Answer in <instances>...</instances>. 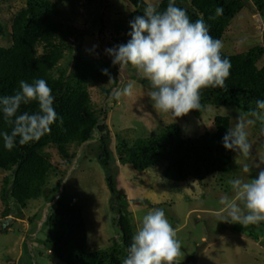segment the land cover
Returning <instances> with one entry per match:
<instances>
[{
  "label": "trees",
  "instance_id": "1",
  "mask_svg": "<svg viewBox=\"0 0 264 264\" xmlns=\"http://www.w3.org/2000/svg\"><path fill=\"white\" fill-rule=\"evenodd\" d=\"M85 1L89 19L96 15L95 18L101 25V35H106L110 28L113 40L110 42L115 45L126 44L131 39L130 22L142 15L147 6L144 0H124L132 9L129 16L120 22L109 21V24L104 25V13L99 12L110 8L107 0ZM250 1L256 8V13L264 18V0ZM167 3L168 0L160 1L157 9L163 11ZM176 5L186 9L193 22L203 17L211 36L220 40L231 20L244 6L241 0H176ZM217 7L223 8V14L210 20L209 16L215 15ZM95 18L92 19L94 24L97 21ZM84 32L86 31L76 32L63 23L59 19L57 5L49 0H26L25 7L12 17L10 45L0 47V97L14 94L20 80L31 83L35 79H44L54 96L53 107L57 120L51 125L50 133L38 142L23 146L17 142L11 151L4 148L0 137V170L11 173L8 177L9 184L1 189L0 197L4 200L7 195L19 208L24 209L28 201L39 198L48 175L55 171L47 149L56 150L68 166L77 156V152L70 153L72 146L79 149L95 140L98 143V162L104 171L105 183L110 193L109 206L116 213L114 223L119 229V238L112 239L105 249L88 252L87 229L81 208L61 196L55 201V210L47 219L45 245L51 249L48 252L54 253L64 264H122L134 235L131 214L122 205L126 204V198L116 188L110 173L111 153L106 110L101 107L95 111L89 93L90 88L99 87L105 99L109 98L114 93L116 81L109 83V77L102 70L107 69L113 79L115 70L109 60L88 59L81 51L79 37L76 36ZM6 34L0 24V37ZM120 34L121 38L117 39ZM72 38H75L74 49L67 43ZM108 47L111 48L110 45ZM66 50L72 52L68 72L67 69L58 68ZM263 55L264 49L258 46L237 55L222 54L231 62L225 88L202 89V107L199 111H193L198 113L206 106L229 109L239 107L243 110L255 108L257 100H264V64L260 67L257 65ZM54 72H57V76ZM36 109L34 102L22 105L19 113L34 112ZM213 123L215 131L204 133L198 138H184L179 125L170 124L155 137L137 140L130 145L122 142L116 147L117 161L121 165H131L138 172L164 162L165 174L173 182H201L215 173L224 175L232 170L231 163L235 154L223 145V137L230 122L228 117H215ZM2 131L10 132V128L0 114V132ZM8 215V211L4 209L3 217ZM260 225L264 228V222ZM232 230L256 239L243 225L234 224Z\"/></svg>",
  "mask_w": 264,
  "mask_h": 264
},
{
  "label": "rangeland",
  "instance_id": "2",
  "mask_svg": "<svg viewBox=\"0 0 264 264\" xmlns=\"http://www.w3.org/2000/svg\"><path fill=\"white\" fill-rule=\"evenodd\" d=\"M146 4L157 6L162 0H144ZM243 8L231 20L225 30L222 41V54L231 56L244 53L253 47L264 49V18L256 13L250 0H241ZM59 9V19L71 26L76 32L86 31L79 37L81 51L88 59L109 60L112 58L105 50L116 46L111 40V29L100 33L101 25L95 16L89 19L85 9V0H49ZM110 8L100 11L104 25L109 21L120 22L126 19L132 9L124 0H107ZM26 0H0V24L7 34L0 37V47L10 45L9 31L11 19L24 8ZM128 5V6H127ZM93 7V6H92ZM90 8V7H89ZM88 8V9H89ZM259 17V24L255 21ZM97 19L94 24L92 20ZM121 34L117 39L121 38ZM75 39V38H74ZM72 38L67 43H75ZM118 45V44H117ZM69 46V48H71ZM74 49V48H73ZM72 52L66 50L59 63V69H70ZM264 64V55L257 65ZM115 68L116 89H123L127 84L133 86L131 96L115 99L114 93L107 99L99 87L89 89L95 111L101 107L106 110V125L109 131L110 173L116 188L124 194V208L131 214L133 234L140 226L143 216L153 208H162L169 222L177 232L182 245L180 264H264V228L248 225L246 233H236L232 226L237 223L220 221L222 205L219 200L223 195H232L228 183L231 179H248L242 171L245 163H252L235 152L232 158V170L224 175L215 173L205 180L173 182L165 174V163L159 162L144 172L133 170L131 165H121L117 161L116 147L125 142L131 144L137 140H146L160 135L170 124H177L184 138H198L204 133L215 131V117H228L230 127L237 117L236 108H214L206 106L202 111L193 110L177 118L176 122L166 116L158 115L146 95L149 84L132 69L119 72ZM57 76V72H54ZM114 90V91H115ZM225 109L228 111L226 112ZM259 125L251 129L250 141L255 146L259 136ZM98 143L94 140L79 149L72 146L70 153L77 156L68 166L57 151L49 148L55 171L48 175L46 186L36 200L28 201L24 209L5 196L0 197V264H64L45 245L48 226L47 219L55 210V201L66 197L81 208L82 218L87 229V251L109 247L112 239L118 240L119 229L114 223L116 213L109 206L110 193L105 183V174L98 162ZM255 156V148H253ZM258 162V161H256ZM264 167V166H262ZM257 169H253L250 178H254ZM10 172L0 170L1 189L8 186ZM155 207H152V206ZM4 209L13 220L4 218ZM17 217V218H16ZM244 226V225H243ZM51 250V249H50Z\"/></svg>",
  "mask_w": 264,
  "mask_h": 264
},
{
  "label": "clouds",
  "instance_id": "3",
  "mask_svg": "<svg viewBox=\"0 0 264 264\" xmlns=\"http://www.w3.org/2000/svg\"><path fill=\"white\" fill-rule=\"evenodd\" d=\"M223 11L217 7L209 19H215ZM142 13L130 22L131 39L107 48L105 53L114 66H119L120 73L132 69L146 80L150 86L146 95L155 112L175 123L177 118L201 109L202 89L225 88L231 62L222 56L223 41L211 36L203 17L193 22L186 9L176 5V0H168L163 11L148 3ZM102 72L109 77V83L115 80L107 69ZM132 94L133 86L129 83L116 89L113 98L118 100ZM34 102L36 111L19 113L22 105ZM53 105L52 90L44 79L31 83L20 80L14 94L0 97V114L10 128V132H0L4 148L11 151L17 142L27 145L49 134L57 120ZM235 111L238 115L234 125L227 129L223 145L252 163H245L242 169L248 179L229 180L232 195L220 197V221L259 225L264 222V100H257L255 108L237 107ZM256 125L260 127L254 146L249 136ZM253 169L258 171L250 178ZM5 218L8 222L13 220L10 215ZM181 255V242L165 211L153 208L143 216L122 264H180Z\"/></svg>",
  "mask_w": 264,
  "mask_h": 264
},
{
  "label": "water",
  "instance_id": "4",
  "mask_svg": "<svg viewBox=\"0 0 264 264\" xmlns=\"http://www.w3.org/2000/svg\"><path fill=\"white\" fill-rule=\"evenodd\" d=\"M255 21L258 22V27H260V24H259V17H258V16H255Z\"/></svg>",
  "mask_w": 264,
  "mask_h": 264
}]
</instances>
